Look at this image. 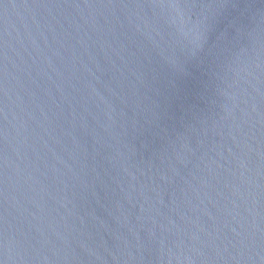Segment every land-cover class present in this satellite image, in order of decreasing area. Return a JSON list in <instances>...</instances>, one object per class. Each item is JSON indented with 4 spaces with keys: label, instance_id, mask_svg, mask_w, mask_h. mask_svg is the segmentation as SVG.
Here are the masks:
<instances>
[{
    "label": "water",
    "instance_id": "1",
    "mask_svg": "<svg viewBox=\"0 0 264 264\" xmlns=\"http://www.w3.org/2000/svg\"><path fill=\"white\" fill-rule=\"evenodd\" d=\"M0 264H264V0H0Z\"/></svg>",
    "mask_w": 264,
    "mask_h": 264
}]
</instances>
